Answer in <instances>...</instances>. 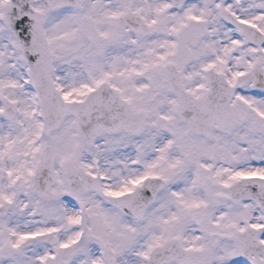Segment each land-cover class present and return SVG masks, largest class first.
Instances as JSON below:
<instances>
[{
	"label": "snow or ice",
	"instance_id": "1",
	"mask_svg": "<svg viewBox=\"0 0 264 264\" xmlns=\"http://www.w3.org/2000/svg\"><path fill=\"white\" fill-rule=\"evenodd\" d=\"M0 264H264V0H0Z\"/></svg>",
	"mask_w": 264,
	"mask_h": 264
}]
</instances>
